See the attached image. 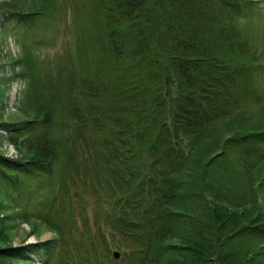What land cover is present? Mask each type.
Wrapping results in <instances>:
<instances>
[{
  "label": "trees",
  "instance_id": "obj_1",
  "mask_svg": "<svg viewBox=\"0 0 264 264\" xmlns=\"http://www.w3.org/2000/svg\"><path fill=\"white\" fill-rule=\"evenodd\" d=\"M255 1L89 0L97 24L101 22L108 61V69L101 66L110 78L104 95L117 106L118 123L133 128L131 140L124 144L132 142L128 151L138 160L128 179H152L145 195L137 191L131 204L138 207L135 211L118 210L114 204V213H104L119 233L129 226L142 230L133 250L147 257L143 264H236L226 245L236 237L264 236V220L246 224L228 217L212 204L217 192L205 189L214 184V167L221 165L222 156L214 157L220 144L240 147L246 163L260 155L254 144L264 151V92L256 86L264 59L237 25ZM14 2L28 0L2 1L0 11L6 13V21L27 25L55 7L53 2ZM93 52L96 57V48ZM51 98L57 101L48 97L35 105V118L0 119V147L6 139L18 152L12 158L0 152L4 187L17 189L24 178L55 175L58 150L48 134L56 110ZM248 105L260 108L261 115L247 113ZM2 110L1 105L0 115ZM110 152L104 167L106 175H115L122 170L109 163L121 161L116 158L119 153ZM235 170L227 164L217 170L225 176L218 177L219 189L226 187L227 175ZM8 219L0 216V235ZM50 244L51 240L0 245V264L27 260L29 251L48 256Z\"/></svg>",
  "mask_w": 264,
  "mask_h": 264
},
{
  "label": "rangeland",
  "instance_id": "obj_2",
  "mask_svg": "<svg viewBox=\"0 0 264 264\" xmlns=\"http://www.w3.org/2000/svg\"><path fill=\"white\" fill-rule=\"evenodd\" d=\"M42 2H53L55 7L28 25L14 19L6 21V13L0 11V119L11 122L35 118V105L55 97L57 101L51 98L56 110L48 134L58 158L52 179L24 178L23 186L17 189L0 184V216L9 217L4 220L0 245L21 247L51 240L48 256L29 251L27 260H13L15 264H43L45 259V264H143L147 257L133 250L138 247L134 239L142 230H129V226L119 233L106 214L108 210L115 212L111 209L114 204H118V210L135 211L138 207L131 204L137 191L145 195L152 179H128L138 160L128 151L132 142L124 144L131 140L133 128L124 127L127 122L118 123L117 106L104 95L110 78L101 71V66L106 69L107 65L108 69L101 22L97 24L89 0L14 3L28 6ZM237 25L264 59V0H256L254 7L239 17ZM256 79L258 90L264 92V68ZM261 102L264 110V98ZM245 111L255 117L261 115V109L254 105L246 106ZM93 119L98 121L92 123ZM1 133L5 135L3 130ZM254 147L260 155L246 163L240 147L235 150L220 144L214 157L222 156L218 161L221 165L214 167V184L205 186L210 193L217 192L212 202L215 210L221 209L228 217L246 224L264 220V151ZM110 150L119 153L115 157L121 161L109 163L122 170L115 175H106L104 167ZM0 152L9 157L18 154L6 139ZM226 164L236 172L227 175L229 183L219 189L218 177L225 180V176L217 170L222 171ZM236 239L224 248L236 264H264L263 235ZM114 251L119 254L117 258Z\"/></svg>",
  "mask_w": 264,
  "mask_h": 264
},
{
  "label": "water",
  "instance_id": "obj_3",
  "mask_svg": "<svg viewBox=\"0 0 264 264\" xmlns=\"http://www.w3.org/2000/svg\"><path fill=\"white\" fill-rule=\"evenodd\" d=\"M113 256H114L115 258H117V257L119 256L118 252H117V251H114V252H113Z\"/></svg>",
  "mask_w": 264,
  "mask_h": 264
},
{
  "label": "bare ground",
  "instance_id": "obj_4",
  "mask_svg": "<svg viewBox=\"0 0 264 264\" xmlns=\"http://www.w3.org/2000/svg\"><path fill=\"white\" fill-rule=\"evenodd\" d=\"M11 155V154H10Z\"/></svg>",
  "mask_w": 264,
  "mask_h": 264
}]
</instances>
